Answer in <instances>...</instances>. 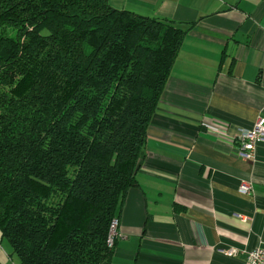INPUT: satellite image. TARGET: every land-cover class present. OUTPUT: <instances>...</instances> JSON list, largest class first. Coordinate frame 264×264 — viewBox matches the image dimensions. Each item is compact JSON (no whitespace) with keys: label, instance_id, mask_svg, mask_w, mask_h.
Instances as JSON below:
<instances>
[{"label":"trees","instance_id":"1","mask_svg":"<svg viewBox=\"0 0 264 264\" xmlns=\"http://www.w3.org/2000/svg\"><path fill=\"white\" fill-rule=\"evenodd\" d=\"M188 28L108 0H0V236L19 264H111Z\"/></svg>","mask_w":264,"mask_h":264},{"label":"crops","instance_id":"2","mask_svg":"<svg viewBox=\"0 0 264 264\" xmlns=\"http://www.w3.org/2000/svg\"><path fill=\"white\" fill-rule=\"evenodd\" d=\"M108 2L190 27L111 264H247V252L264 247V142L246 160L236 139L264 119V0Z\"/></svg>","mask_w":264,"mask_h":264},{"label":"built area","instance_id":"3","mask_svg":"<svg viewBox=\"0 0 264 264\" xmlns=\"http://www.w3.org/2000/svg\"><path fill=\"white\" fill-rule=\"evenodd\" d=\"M236 140L238 143V156L246 160L252 159L254 157L256 145L264 142V119H258L251 129L243 131ZM243 191L248 192L249 188L244 187ZM119 223L120 221L115 219L111 224L108 240L110 248L114 247L116 239L120 237ZM227 254L229 256H234L237 253L236 250L231 249L227 251ZM247 264H264V247H257L248 251Z\"/></svg>","mask_w":264,"mask_h":264},{"label":"rangeland","instance_id":"4","mask_svg":"<svg viewBox=\"0 0 264 264\" xmlns=\"http://www.w3.org/2000/svg\"><path fill=\"white\" fill-rule=\"evenodd\" d=\"M0 261L3 264H19L18 258L12 253V248L6 239L0 236Z\"/></svg>","mask_w":264,"mask_h":264}]
</instances>
